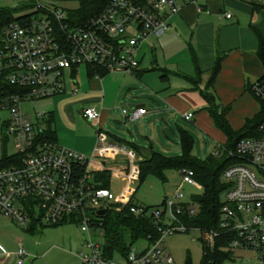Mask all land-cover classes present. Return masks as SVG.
<instances>
[{
  "label": "built area",
  "instance_id": "built-area-1",
  "mask_svg": "<svg viewBox=\"0 0 264 264\" xmlns=\"http://www.w3.org/2000/svg\"><path fill=\"white\" fill-rule=\"evenodd\" d=\"M209 0H108L96 15L81 26H70L64 8L35 0L33 8L18 14L0 30V137L16 147L6 166L0 168V213L19 226L30 223L45 226L73 223L85 235L87 252L75 254L78 264H174L165 249L164 239L176 233L197 234L196 239L211 247L219 239L221 250L250 252L239 264H264V121L252 136L240 138L228 155L235 162L221 172L226 185L220 199L217 229L186 228L177 215H191L195 206L165 199L163 206L145 209L132 200L130 186L138 182L140 157L125 143L106 141L96 126L90 155L85 156L59 145L46 133L50 114L35 109L27 114L25 105L42 101L65 91V77L75 84L76 68L92 66L105 71L133 74L138 68L137 51L149 35L168 29L167 18L180 4H191L197 12ZM264 8V0H238ZM37 8L41 10L37 11ZM30 10V12H28ZM219 16L229 19L231 13ZM92 76L97 77L94 73ZM76 93V87L69 90ZM255 98L264 100V78L250 85ZM126 120L144 114L143 107L129 113ZM87 121H98L92 106L80 109ZM185 121L191 112L182 114ZM109 173L123 182L117 196L108 187L98 186L97 174ZM181 183L199 185L191 170H181ZM131 202V203H130ZM128 205L133 215L150 216L159 235L146 242L142 250L131 246L125 257L101 256L98 210ZM24 250L18 246L16 264ZM116 258L119 260L117 262Z\"/></svg>",
  "mask_w": 264,
  "mask_h": 264
},
{
  "label": "crops",
  "instance_id": "crops-1",
  "mask_svg": "<svg viewBox=\"0 0 264 264\" xmlns=\"http://www.w3.org/2000/svg\"><path fill=\"white\" fill-rule=\"evenodd\" d=\"M243 4L251 5L252 3L245 2ZM240 5L242 4L236 5V8L240 9ZM244 8L246 7L244 6ZM222 11L231 13V17L224 20L228 21L232 19L233 13L226 9L224 0H209L205 2L203 4V11L201 12H197L191 4H180L178 12L167 18L168 29L165 31L169 30L167 34L168 38L173 36L169 23L171 17H176V21L181 25L189 28L193 27L196 32L202 25H210L208 19L200 21L201 15L212 18L216 15L220 17L219 13ZM173 30L176 31V27ZM163 33L158 36L149 35L148 37L157 39ZM146 39L137 51L138 68L135 73L130 75L121 71H106L101 76H87L88 79L84 91H88V95L91 96L88 103L92 104L91 106L99 112L97 125L99 126V132L105 136L106 141L134 145L143 154L147 150L152 149L165 157H172L168 154L170 146L173 143L168 132L175 135L178 141V131L181 128L177 126V121H181L190 123L193 128L199 131L202 130L215 135L214 150L222 145L225 137L213 126L207 113L202 110L204 100L200 95V91L207 84L209 72L216 57H220V64L218 72L212 81V90L222 105H230L225 116L229 126L234 130L240 129L244 120L252 117L258 111L256 101L245 90L247 85L254 82L263 73L262 66L255 55L258 42H253V44L245 48L223 49L218 46V48L208 50L206 55H203L196 45L192 47L188 44V55L185 57L182 55L181 59L179 57L177 59L178 53L174 51L168 55L171 59L170 62L157 63L156 54L162 51L156 52L154 46L146 44ZM67 80L71 81L68 73H66L65 77V89L66 84H68L69 90L76 87L74 86L76 83L74 84L72 81L71 83H66ZM68 92L70 93V91ZM126 102L130 106V109L127 111L124 108H120V110L124 109L129 113L134 109L135 105H141L139 108H144V114L134 120H126L121 115L120 110L118 111L120 114L118 116L113 113L117 109V105ZM80 109L77 110L78 114ZM47 112L51 116L50 127L53 129L55 140L59 144L55 131L56 119H54L51 111ZM185 112L192 113V118L189 121H185L182 118V114ZM63 117L75 118L73 112L67 108ZM107 121L124 125L127 127L125 129L126 133L116 130L114 132L117 134L113 135L110 132L104 131L101 128V123ZM124 122H130V124L127 125ZM186 131L192 136L188 130ZM117 135H120L122 138H118ZM63 138L64 140L60 142L62 144L59 145L85 156L90 155L96 138V127L91 128L84 135L77 134L71 139ZM178 149V154H174L173 156L180 154L179 145ZM14 226L21 227L19 228V232H21L19 234L22 237H24V232L33 234L42 227V225L33 224V227L29 230V225L19 226L0 213V264H10L11 255L15 256L16 250L14 254L3 255L2 253L5 236L7 232L17 229ZM26 248L27 251L30 250L27 244Z\"/></svg>",
  "mask_w": 264,
  "mask_h": 264
},
{
  "label": "rangeland",
  "instance_id": "rangeland-1",
  "mask_svg": "<svg viewBox=\"0 0 264 264\" xmlns=\"http://www.w3.org/2000/svg\"><path fill=\"white\" fill-rule=\"evenodd\" d=\"M31 0H0V9L2 8H14L18 5L25 4ZM49 4L58 5L64 9H73L77 6L76 1L73 0H43ZM225 7L233 13L232 19L226 21L217 15L212 17L201 15L200 21L207 20L210 25H202L198 31L195 32L193 27L189 28L185 25H181L176 21V17H171L169 23L173 36L168 38V31H165L163 35L155 39L154 37H148L146 39L147 45H152L156 49L157 63L170 62V52H176L177 59H181L182 55L185 57L187 54V45L197 48L206 55L208 50L215 48H245L249 47L253 42L259 40L264 41V8L255 4H243L238 0H224ZM240 5V9L236 8V5ZM28 10V9H27ZM31 10V9H30ZM30 10L28 12H30ZM251 10V11H250ZM23 13L15 12L14 16ZM176 27V31L173 28ZM175 59V57H174ZM180 61V60H179ZM77 93L72 95L69 93L68 84H66L65 93L52 96L42 101H36L32 104L25 105L27 114H32L36 109L51 111L56 119V137L59 144L63 137L66 139L75 137L77 134L84 135L91 128H95L97 121H87L77 113V110L85 106H91L88 101L91 96L88 95V91H84L87 81V72L84 66H79L76 69ZM66 83H71L67 80ZM70 109L74 114V119L63 117L65 111ZM117 109L113 111L118 116L120 108L129 110L130 106L127 102L116 106ZM120 115V114H119ZM122 115V114H121ZM6 116L4 111H0V120ZM123 116V115H122ZM122 121V120H121ZM129 125L130 122H124ZM177 126L183 130H188L192 134V143L190 154L200 160L206 159L209 155H213L215 135L199 131L193 128L190 123L177 121ZM184 126V127H183ZM101 128L104 131L110 132L113 135L120 132H125L124 125L120 123H111L110 121L101 123ZM217 131V130H216ZM116 133V134H115ZM172 145L168 151L169 156L174 157V154H178V141L175 135L168 132ZM118 138H122L117 135ZM16 147L9 139L4 145L2 144L0 137V159L3 155L9 156L15 153ZM88 156V155H86ZM177 156V155H175ZM165 181L162 183L158 178L146 174L140 184L137 186H130V190L133 192L132 200L143 206H155L158 205L162 198L172 200L178 203L187 204L191 203V196L199 193L195 185L181 183V174L176 170L164 171ZM224 183V180L221 179ZM123 182L116 176H111L109 183V191L113 196H117L122 187ZM196 184H198L196 182ZM222 197V194L220 198ZM12 226V225H11ZM15 227V226H14ZM13 228V227H12ZM11 232H7L5 240L3 242V255L14 254L18 246H22L26 256L23 258L21 264H78V259L75 254L78 252H87L84 248L83 235L77 225L73 223L62 224L57 227H46L42 225L39 231L28 234L24 232V237L19 233V228L15 227ZM197 234L190 233H176L167 236L164 239L165 249L172 257L174 264H184L185 259L188 257L191 264H198L201 259V247L196 239ZM91 241L102 242L101 237H92ZM27 246L30 248L27 251ZM135 250H142L146 246V242L143 239H138L132 245ZM7 252V253H6ZM227 258L221 261L220 264H239L243 262V259L249 257L250 252L234 251L232 253L226 252ZM117 262L119 261L116 258ZM16 263V257L11 255V263Z\"/></svg>",
  "mask_w": 264,
  "mask_h": 264
},
{
  "label": "trees",
  "instance_id": "trees-1",
  "mask_svg": "<svg viewBox=\"0 0 264 264\" xmlns=\"http://www.w3.org/2000/svg\"><path fill=\"white\" fill-rule=\"evenodd\" d=\"M58 1V0H57ZM76 1L77 6L73 9H64L66 12V19L70 26H81L86 20L96 15L106 5L108 0H73ZM35 0H31L25 4L18 5L14 8L0 9V30L8 22L13 21L18 16H14L15 12H24L27 9L33 8ZM41 10L37 8V11ZM263 73L258 78H264V41L259 40L258 46L255 51ZM220 64V57H216L214 64L209 72L207 84L200 91V95L204 100V110L212 121L213 126L220 131L225 137L222 145L216 148L213 155H209L206 159L200 160L190 154L192 138L186 130L179 129L178 131V144L180 147V154L174 157H165L152 149L147 150L145 154L141 153L134 145L130 146L135 153L140 157L138 161V182L140 184L146 174H150L158 178L162 183L165 181L164 171L176 170L180 173L181 170H191L192 178L199 185V193L191 196V204L195 206V211L191 215L184 214L177 215L178 221L186 228H199V229H217V218L220 207V196L225 189L226 185L221 181V172L229 164L235 162V158L228 155V152L233 151L236 142L240 138L252 136L255 133V128L258 123L264 121V100L255 98L251 91L250 85L245 87L251 97L258 105V111L250 118L244 120L242 127L238 130L232 129L227 120L226 114L230 105H222L216 98L212 90V81L218 72ZM87 76L91 77L94 73L98 76L106 73L103 69L93 68L92 66L85 67ZM135 73V71H134ZM256 79V80H258ZM51 116L48 121L46 133L48 137L54 141L55 134L50 127ZM2 144L6 143V139H1ZM10 155H3L0 159V168L6 166L9 162ZM100 179L98 186L108 187L109 173L100 172L97 174ZM136 186V187H137ZM165 197L161 202L155 206H144L145 209L163 206ZM131 203V202H130ZM127 205L110 206L106 208L103 215L99 218L102 242L99 243V250L101 256L107 259L114 256L125 257L129 248L138 239L150 242L156 239L159 235L155 225L152 223L150 216L144 213L140 215H133L128 211ZM188 204V203H187ZM185 205V204H183ZM29 224V230L33 227ZM62 224H58L57 227ZM201 247V259L198 264H220L222 260L227 258L226 251L221 250L226 243L225 239L217 240L213 246L208 247L198 240ZM220 247V248H219ZM184 264H191L187 257Z\"/></svg>",
  "mask_w": 264,
  "mask_h": 264
},
{
  "label": "water",
  "instance_id": "water-1",
  "mask_svg": "<svg viewBox=\"0 0 264 264\" xmlns=\"http://www.w3.org/2000/svg\"><path fill=\"white\" fill-rule=\"evenodd\" d=\"M139 106H141V105H135L134 108H137V107H139ZM78 112H80V111H78ZM103 213H104V210H98V211H97V214H98V215H103Z\"/></svg>",
  "mask_w": 264,
  "mask_h": 264
}]
</instances>
